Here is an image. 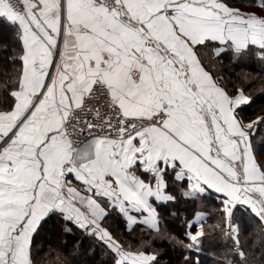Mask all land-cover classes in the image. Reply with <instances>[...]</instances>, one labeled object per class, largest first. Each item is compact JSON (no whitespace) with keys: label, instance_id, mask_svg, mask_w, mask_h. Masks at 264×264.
Segmentation results:
<instances>
[{"label":"snow or ice","instance_id":"1","mask_svg":"<svg viewBox=\"0 0 264 264\" xmlns=\"http://www.w3.org/2000/svg\"><path fill=\"white\" fill-rule=\"evenodd\" d=\"M0 21L14 29L0 80V264H36L50 221L108 264H160L157 241L199 251L206 219L185 218V243L160 207L207 195L220 201L228 264H264L252 139L264 116L246 121L253 98L222 74L225 55L264 60V0H0ZM113 213L149 239L122 240ZM245 216L255 241L241 238Z\"/></svg>","mask_w":264,"mask_h":264},{"label":"trees","instance_id":"2","mask_svg":"<svg viewBox=\"0 0 264 264\" xmlns=\"http://www.w3.org/2000/svg\"><path fill=\"white\" fill-rule=\"evenodd\" d=\"M233 6L243 7L239 2H235ZM13 37V27L0 21V80L4 78L5 73L12 72V66L3 58L11 54ZM4 45H8V49H5ZM222 60L224 64L222 74L231 81L229 88L242 87L246 94L253 98L250 106L244 107L242 113L244 119L248 121L264 116V60L257 56H250L233 62L230 55L223 56ZM252 139L257 155L264 156V124L258 126V131ZM219 209L220 201L215 195H207L196 200L180 197L174 204L161 206L160 212L164 218L161 227L185 243L188 242L185 218L193 219L194 213L200 212L206 219L204 220L205 235L202 237L199 251L188 250L180 244L173 245L167 240L157 241L155 248L162 253L159 257L160 264H228L232 259L229 254L232 242L216 228V225L221 222ZM107 226L122 240L129 243L138 244L141 240L149 239L148 230L144 226L135 227L130 232L123 219L116 213H113L107 221ZM241 228L242 240L247 237L250 241H255V238L251 236V233L256 230L254 222L249 221L245 216L242 218ZM196 230V227L192 228L193 232ZM78 241H83L79 247ZM94 244V241L85 239L79 232L64 233L50 221L34 237L33 255L36 264H63L65 261L67 264H108L110 258L106 251L96 245L93 252L90 246ZM248 250L254 249L249 247ZM256 255L259 258V251Z\"/></svg>","mask_w":264,"mask_h":264},{"label":"crops","instance_id":"3","mask_svg":"<svg viewBox=\"0 0 264 264\" xmlns=\"http://www.w3.org/2000/svg\"><path fill=\"white\" fill-rule=\"evenodd\" d=\"M205 216V215H204ZM127 227V226H126ZM128 229V228H127Z\"/></svg>","mask_w":264,"mask_h":264}]
</instances>
